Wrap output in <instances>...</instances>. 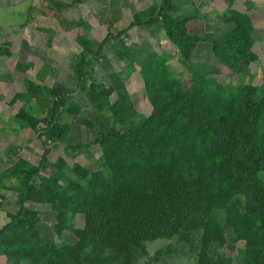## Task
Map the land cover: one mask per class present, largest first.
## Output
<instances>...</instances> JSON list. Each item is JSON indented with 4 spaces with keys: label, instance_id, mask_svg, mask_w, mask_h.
<instances>
[{
    "label": "trees",
    "instance_id": "trees-1",
    "mask_svg": "<svg viewBox=\"0 0 264 264\" xmlns=\"http://www.w3.org/2000/svg\"><path fill=\"white\" fill-rule=\"evenodd\" d=\"M137 1L140 8L126 25L113 30L111 15L104 37L96 39L89 22L65 15L81 0H43L41 14L57 22L38 27L46 45L59 31H76L75 89L109 127L84 118L92 138L75 142L63 116L77 115L80 101L61 97L58 80L42 83L57 70L45 61L35 79L23 76V89L9 100L19 104L9 120L29 129L42 152L34 160L17 146L15 159L8 157L0 171V187L15 193L17 206L0 227L4 264H150L173 251L167 243L149 257L147 244L157 239L187 244L194 264H234L224 248L242 241L238 264H264V87L237 83L240 67L259 58L247 13L255 2L237 9V0H223L231 21L218 33L201 19L198 5L183 13L178 0ZM34 9L29 6V20ZM134 27L153 35L161 30L183 71L176 73L154 49H134L126 40ZM109 42L119 45L117 59L138 71L147 114L135 109L125 87L115 89L96 75ZM201 50L206 61L199 60ZM1 53L11 55L6 47ZM33 65L14 68L25 73ZM92 145L100 150L95 169L75 159ZM58 146L71 162L53 151ZM36 205L47 206L53 221H44Z\"/></svg>",
    "mask_w": 264,
    "mask_h": 264
},
{
    "label": "rangeland",
    "instance_id": "rangeland-1",
    "mask_svg": "<svg viewBox=\"0 0 264 264\" xmlns=\"http://www.w3.org/2000/svg\"><path fill=\"white\" fill-rule=\"evenodd\" d=\"M66 1L71 2L73 0ZM110 1L81 0L77 6L67 10L65 15L68 19L82 17L91 26L89 36L101 39L104 37L108 25L105 18L112 15V29H119L126 25L131 20L133 13L140 8L137 0H119L115 4H112ZM245 1L248 0L237 1L234 7L237 6V9L245 8ZM249 1L255 2V5L249 11H245L253 18L256 26L254 33V37H256L255 41L257 40L255 50L259 58L255 62L240 67L237 83H250L264 87V0ZM177 3L180 4V12L183 13L195 12L193 4L195 6L198 5L202 16L201 19L208 23L212 30L218 33L228 30L231 14L226 9L223 0H178ZM31 4H36L37 8L33 11L34 20H29L28 16L30 13L27 12ZM42 8H44L43 0H0V33L3 32V36H0L2 44L0 50L4 47L10 51L13 50V52L11 51L13 53L11 56L0 53V71L4 72V76H1L2 83H0V133H2V135L0 134V151L2 150L3 154L0 168L6 165L7 159L5 154L9 152V145H18L21 148V152L30 155V158L34 160L42 152V144L39 141H35L29 129L18 130L15 133L17 125L13 123L12 119L9 120L8 116L9 114H14L19 107L18 103L10 104L9 100L14 92L23 89V76L35 79L36 72L45 61L57 70V75L55 78L52 75L47 76L42 83L50 85L54 80H58L61 83L60 96L64 97L69 94L72 99L81 103V108L77 115L71 116L64 113L63 116V121L71 125L73 140L75 142H88L92 138L90 130L82 123V119L84 118L95 121L99 126L104 128L109 127V123L103 116L95 113L89 105H82L83 102H86L85 100H81L83 99V94L75 89V81L72 79V59L80 50L74 39L76 31H59L53 37L51 46H47L46 34L40 31L38 27H57V22L53 18L49 19L48 16H43L41 14L42 11L40 12ZM4 32H8V34H4ZM8 37L14 40V43L9 45V47L3 41ZM126 40L138 52L154 49L159 54L165 56L176 73L183 71L184 68L177 58L176 47L164 37L161 30L153 35L148 29L134 27L128 31ZM118 48L117 42H109L106 45L105 57L96 65L95 73L106 85H113L115 89L125 87L130 93L135 109L145 115L149 112L150 105L146 99L143 81L136 69L126 67L123 62L117 59L114 51ZM206 58H204V50H201L199 60L206 61ZM16 61H32L34 65L25 73H18L14 68ZM120 73L123 74L121 75ZM217 77L223 81L227 79V76L224 74L217 75ZM110 98L114 100L115 94L113 93ZM29 138L32 140H29ZM27 146L31 150H27ZM62 149L63 146H58L53 151L64 155L66 160L71 162L69 156H66ZM88 151L79 152L75 159L83 165L95 169L98 167L96 159L100 156V150L97 146L92 145ZM14 197L13 192L7 196L8 201L3 202L2 205L5 210L16 211L17 206L14 203ZM36 208L39 209L44 221H53V214L47 206L36 205ZM6 220L4 212H0V227ZM66 240L74 241V238L67 236ZM167 243L172 246L173 251L164 253L157 260L152 259L150 264H194V252L190 251L187 244L176 239H157L149 242L147 244L149 257L153 256L159 248H165ZM242 248L243 242L236 241L234 244H227L224 249L232 256L234 264H238L242 256ZM214 250L215 247L212 248V252ZM147 258L145 257L143 261L147 260ZM0 264H4L2 257L0 258Z\"/></svg>",
    "mask_w": 264,
    "mask_h": 264
},
{
    "label": "crops",
    "instance_id": "crops-1",
    "mask_svg": "<svg viewBox=\"0 0 264 264\" xmlns=\"http://www.w3.org/2000/svg\"><path fill=\"white\" fill-rule=\"evenodd\" d=\"M237 1H239V0H237ZM237 1H236V3H237ZM235 3V4H236ZM32 5V4H31ZM237 7V6H236ZM29 8V7H28ZM27 12H28V9H27ZM249 14V13H248ZM250 15V14H249ZM1 32V31H0ZM3 33V32H2ZM2 33H0V36H3V34ZM8 34V32H4V34ZM4 41V43H6V41L7 42H10L9 43V45H12L13 43H14V40L12 39V38H6L5 40H3ZM1 42H0V47H1ZM9 45H8V47H9ZM12 52H13V50H11ZM10 51V52H11ZM11 52V54L13 55V53ZM0 53H1V50H0ZM11 56V55H10ZM1 57V56H0ZM17 62H22V61H16L15 62V64L17 63ZM25 62H27V61H25ZM47 62V61H46ZM15 64H14V66H15ZM1 76L3 77L4 76V72H2V71H0V83H2V81H1ZM13 115V114H12ZM2 116V115H1ZM10 117H11V115L9 114V116H8V118L10 119ZM1 119V118H0ZM9 121V120H8ZM7 121V122H8ZM12 129H14L13 127H12ZM17 131H18V128L17 129H15V133H17ZM1 135H2V133H0ZM1 135H0V137H1ZM12 135V134H11ZM9 144H11V143H9ZM18 145H9L8 147H10V149H9V152L7 153V154H5V157H6V159H7V162H5V166L4 167H2V168H0V171H2L3 169H5L8 165H9V160H8V157H12V158H14L15 159V154H13L11 151H13L12 149H14L15 147H17ZM19 147V146H18ZM2 151V150H1ZM0 151V163H2L1 162V160H2V157H3V154H2V152ZM7 185H10V182H7ZM11 192H13L12 190H9V189H6V188H2V187H0V212H4V217H6L5 216V213L6 212H15V210H12V211H8V210H5V208H3L4 206H2L3 205V202H6V201H8L7 200V196L11 193ZM14 193V192H13ZM14 195H15V193H14ZM14 203H15V197H14ZM16 210H17V208H16ZM3 258V256H0V258ZM3 262H4V258H3Z\"/></svg>",
    "mask_w": 264,
    "mask_h": 264
}]
</instances>
